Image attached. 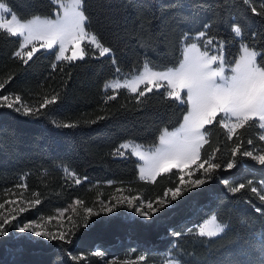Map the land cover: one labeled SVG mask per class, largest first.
Returning a JSON list of instances; mask_svg holds the SVG:
<instances>
[{
    "label": "trees",
    "instance_id": "trees-1",
    "mask_svg": "<svg viewBox=\"0 0 264 264\" xmlns=\"http://www.w3.org/2000/svg\"><path fill=\"white\" fill-rule=\"evenodd\" d=\"M2 2L20 18L53 17L57 9L49 0ZM252 3L259 7V0ZM249 8L242 0L86 2L91 30L113 49L121 73L133 75L136 73L132 70L141 69L145 58L152 67L174 66L182 36L186 33L194 36L205 25L210 26L209 36L226 42H230V25L234 20L246 28L249 37L264 29L260 17ZM141 22L144 28L140 27ZM18 48L17 38L0 31V82L5 83L0 94L21 95L32 106L44 95L58 92L60 96L56 104L42 109L38 117H25L0 108V194L25 184L29 193H39L41 203L35 205L34 212L50 216L55 210L68 209L77 199L108 200L118 186L129 187L133 195L145 200H155L165 189L176 186L178 170L162 174L155 183L141 181L138 159L127 153L125 157L110 153L129 139L144 145L157 144L164 128L172 130L182 123L186 113L181 108L171 106L154 93L149 94L145 106L135 107L134 97L125 89L118 90L115 101L104 104L105 96L113 92L106 93L103 86L117 77L108 58L86 59L69 65L56 62L51 52L42 50L28 65H23L14 57ZM231 51L235 53V48ZM53 63H57L55 70L51 67ZM121 105L128 107L123 109ZM101 116L106 118L98 119ZM93 120L96 123H91ZM52 121L77 126L58 128ZM238 134L244 141L253 140L252 145L245 143L244 147L254 154L264 149V141L258 139L264 129L246 126ZM234 141L235 138L227 140L225 130L214 127L202 156L205 150L211 152L219 147L217 160H227ZM236 160L233 169H218L211 180L185 192L151 220L125 214L120 208L112 214L94 215L87 227H71L70 231L74 232L71 243L8 231L7 236H0V264H102L104 261L162 264L170 251L182 256L186 264H264L260 254L264 216L255 211L256 208L264 211V205L247 189L236 194L227 192L224 183L228 181L235 186L252 180L258 187L257 182L264 181V166L248 157L241 160L237 156ZM65 168L74 171L81 184L66 178ZM200 175L196 172L191 178ZM212 214L217 215L219 222L229 225L222 235L197 238L188 234V228L196 227ZM21 219L26 222L36 216L27 213ZM175 232L181 235L176 237ZM96 249L104 253L103 257L92 254ZM140 255L147 260L139 261Z\"/></svg>",
    "mask_w": 264,
    "mask_h": 264
},
{
    "label": "snow or ice",
    "instance_id": "snow-or-ice-1",
    "mask_svg": "<svg viewBox=\"0 0 264 264\" xmlns=\"http://www.w3.org/2000/svg\"><path fill=\"white\" fill-rule=\"evenodd\" d=\"M86 2L87 0H49L54 8L62 9L56 13L55 18H42L39 15L20 18L0 0V31L10 38H17L19 48L14 52V57L23 65H28L29 61H32L33 57L42 50L45 53L51 52L56 62H65L69 65H75L76 62L86 59L99 61L108 58L117 78L104 84L106 93L109 90L113 92L105 96L104 104L115 101L119 94L118 90L125 89L134 97L132 103L135 107L145 106L150 98L149 94L154 93L160 95L171 106L181 108L186 114L182 116V123L174 131H169L167 128L161 131L158 144L146 147L129 139L120 143L110 153L114 157H125L127 150L130 155L137 157L138 163L142 162L139 164L138 177L141 181L155 183L157 177L172 173L176 169L179 176L176 186L165 189L155 200L141 199L136 195L117 196L114 197L115 204L101 201L99 211L94 212L93 208L86 207L82 224L72 221L74 228L87 227L91 216H99L102 212L112 213L117 206L134 209L140 218L151 220L156 213L179 199L185 192L199 188L206 183V180H211L218 169L222 167L233 169L238 162L237 156L241 160L244 157L251 158L264 166V149H261L259 154H254L252 150L244 147L245 143L252 145L253 140L249 138L244 141L238 134V130L245 129L246 126L249 128L258 126L259 129H264V29L249 37L246 35V28L234 20L233 25H230V42H226L214 35L209 36L210 26L205 25L203 30L194 36L187 33L182 36L177 46L179 58L174 66L152 67L150 61L145 58L142 68L133 69L136 74L121 82L118 74L122 69L117 64L113 49L106 46L99 35L91 30ZM242 2L250 5L251 13L260 17L261 23L264 24V0H259V7L255 6L252 0H242ZM140 27H145L143 22ZM245 40L248 42L245 43ZM234 48L238 55L231 51ZM226 49L229 50L227 53ZM51 67L55 70L57 63H53ZM68 75L70 78L71 74ZM4 88L5 83L0 82V89ZM59 96L58 92L44 95L35 106H32L24 102L21 95L0 94V108L10 109L25 117H38L42 109L56 104ZM127 107L121 105L123 109ZM105 118L98 117V119ZM51 123L58 128L77 126L74 123L58 124L55 121ZM91 123L96 121L93 120ZM214 127L225 130L227 140L235 138L227 160H217L216 154L221 151L219 147L211 152L205 150L202 156L205 145L210 143ZM258 139L264 141V134L259 135ZM63 171L74 178L76 185L81 184V178L77 177L74 171L69 172L67 168ZM196 172H200L201 175L192 179ZM185 176L189 177L187 181ZM83 179L86 180L87 177ZM224 183L227 192L236 194L247 189L264 205V181L257 182L258 187L253 185L252 180L235 186H231L228 181ZM20 186L27 187L25 184ZM33 195L37 197L31 201V206L34 207L41 201L38 198L39 193ZM8 203L15 202L8 201ZM75 204L80 205L82 201L77 199ZM4 208L5 204L0 203V209ZM26 210V207L20 206L15 211L23 213ZM66 211L67 209L61 210L59 216H64ZM72 211H76L75 207ZM255 211L264 216L261 208H256ZM53 219L52 216L47 218L49 223ZM15 220H17L15 213L4 215L0 212V236L8 235L5 226L12 225V221ZM41 220L17 221L19 226L12 225V227L19 233H28L29 236L71 243L74 232L49 231ZM228 227L227 223L218 221L216 214H212L199 226L188 228L187 232L197 238H213L220 236ZM173 235L179 237L181 233L175 232ZM260 254L264 259V236L260 240ZM103 255L101 251L95 252L97 257ZM72 259L76 260L78 257ZM138 260L146 261L147 258L140 255ZM125 264L129 262L126 261ZM162 264H186V261L177 252L170 251L165 254Z\"/></svg>",
    "mask_w": 264,
    "mask_h": 264
},
{
    "label": "rangeland",
    "instance_id": "rangeland-1",
    "mask_svg": "<svg viewBox=\"0 0 264 264\" xmlns=\"http://www.w3.org/2000/svg\"><path fill=\"white\" fill-rule=\"evenodd\" d=\"M58 11H62V9H59V7H57L54 16L51 17V18H55L56 17V13ZM6 16H7V14H6ZM7 18H10V17H7ZM132 76H134V75L131 74V73H127V74L126 73H120L119 74V78H120L121 82H123V80L125 78H130ZM175 129H172V130H169V131H174ZM135 142H137V141H135ZM137 143H139L141 145H144V144H142L140 142H137ZM144 146L151 147L153 145H144ZM126 153L130 154L127 150H125V154ZM135 158L138 159L137 157H135ZM140 163H142V162H140ZM69 172H71V171L69 170ZM63 173L65 174V177L68 178L69 180H74L73 177L68 176L64 171H63ZM188 179H189V177L185 176V180L187 181ZM20 185H17L16 187H14L12 189L7 190L4 194H0V203H4L5 204V208L4 209H0V212H3L4 215H9V213H15L16 214L17 220L12 221V225H17V221L23 222V220L21 218L23 217V215H25L27 213H29L31 215H35L36 219H29L26 222H30V221H33V220H41V218H43L41 220V223L43 225H45L47 230L53 231V232L62 231V230H70L71 227L73 226L72 221H75V222L81 221V222H83L82 218H83L84 215H86V213L84 211V209L86 207H91V208H93V211L96 212V211H99V208L101 206V201H104L105 203L110 202L111 204H115L116 201H115L114 197H117V196L123 197V196H132L133 195V190L130 189L129 187L118 186V187H116L115 189H113L111 191V196H110V198L108 200H101L100 197H95V198L92 199V201H90V202H82V204H80V205H76L75 201H74L71 204V206L67 209V211L64 213V216H62V217L59 216V212L61 210H59V209L55 210L54 213L52 215H50V216L54 217V219L49 223L48 220H47V218L49 216H47L45 214H37V213L34 212L33 208H35V206L34 207L31 206V201L34 200L35 196L33 194L29 193L28 190L26 189V187H21ZM117 189H121V191L118 192ZM136 196H139V195H136ZM139 197L141 199H143L141 196H139ZM8 201H14L15 203L14 204H9ZM20 206L26 207L27 210L25 212H23V213L16 212L15 211L16 208H18ZM73 207H75V209H76L75 212L72 211ZM119 208L122 209V211L125 212V214H133V216L137 215L135 213L134 209H129V208L125 207V206H117V207H115L112 213H114L116 211H119L120 210ZM112 213H107V214H112ZM69 218H71V219H69ZM209 218H210V216L207 219H209ZM89 220H90V218H89ZM202 223H200V224H202ZM12 225H6L5 226L6 230L9 231L10 233H14V234L19 233L18 231H16L12 227ZM199 225H197V226H199ZM17 226H19V225H17ZM23 234H26L27 236H29L28 233H23ZM29 237L35 238V239L43 238V237H35L34 235H31ZM97 251H100V250L96 249L95 251L92 252V254H95V252H97ZM113 262H115V261H104V262H102V264H113Z\"/></svg>",
    "mask_w": 264,
    "mask_h": 264
}]
</instances>
